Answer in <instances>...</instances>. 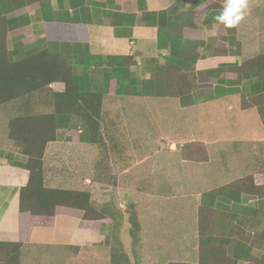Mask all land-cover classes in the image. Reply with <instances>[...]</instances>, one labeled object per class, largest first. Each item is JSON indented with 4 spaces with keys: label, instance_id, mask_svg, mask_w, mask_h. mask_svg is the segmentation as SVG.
Here are the masks:
<instances>
[{
    "label": "crops",
    "instance_id": "crops-1",
    "mask_svg": "<svg viewBox=\"0 0 264 264\" xmlns=\"http://www.w3.org/2000/svg\"><path fill=\"white\" fill-rule=\"evenodd\" d=\"M226 6L227 0H146L143 9L137 0H0V19L7 22V48L14 61L43 51L67 58L72 65L88 61L103 67L108 57L126 58L129 76L138 83L162 88L166 82L187 81L183 87H190V92L179 94V85L169 89L174 97L168 98L180 99L182 108L206 105L208 130L217 131L210 141H199L207 148L208 162L210 144L217 145L218 150L230 142L234 147L239 144L249 158L264 162V67H242L264 55V0H247L243 19L234 27H226L216 19ZM88 71L85 68L84 72ZM105 83L106 79L93 84V91L109 95L107 101L114 102L105 110L104 122L110 130L116 121L122 126L121 117L117 120L116 116L123 108L122 99L145 96L118 95L116 87L107 91ZM60 86L63 89L58 85L54 91L63 92L64 86ZM0 112L10 114V120L14 117L11 106L0 108ZM10 120L2 124L7 132L5 142L0 139V264H81L90 256L93 264H111L112 237L120 224L118 237L133 262L132 241L124 238L130 230L122 200L127 192H134L142 202L137 208L142 226V264H160L145 260L154 253L167 260L169 256L179 260L182 255L176 243L187 229L164 225L155 228L157 220H168L167 206L164 212L161 206L151 212L152 204L142 191L116 192L110 184L101 185L98 178H90L86 154L90 143L86 137L81 138L85 124L80 116L63 117L57 140L47 144L46 183L82 192L94 189V213L89 219L84 218V211L66 207H58L54 217L22 213L20 194L30 173L24 157L5 147L10 141ZM228 129L241 131L228 138ZM171 145V149L177 148ZM261 167L251 175L264 186ZM104 194L110 196L109 206L115 211L109 218H103L102 210L107 206ZM115 196L119 210L114 206ZM201 205L202 200L192 208L190 244L195 241L191 248L197 255L196 263ZM206 206L212 208L205 212L207 236L219 233L218 241L221 239L229 254L238 259L237 264H250V256L255 258L254 264H264V236H259L264 232V199L242 195L234 202L217 197L206 201ZM157 231L160 235L155 237ZM253 236L257 242L251 247L247 240Z\"/></svg>",
    "mask_w": 264,
    "mask_h": 264
},
{
    "label": "trees",
    "instance_id": "trees-1",
    "mask_svg": "<svg viewBox=\"0 0 264 264\" xmlns=\"http://www.w3.org/2000/svg\"><path fill=\"white\" fill-rule=\"evenodd\" d=\"M35 1L45 0H27V3ZM137 2L140 8L145 7L146 0H137ZM7 35V22L0 19V108L12 107L14 117L9 122V139L12 144L23 148L22 153L27 158L25 168L30 173L27 185L21 189L20 211L37 217H54L58 207H66L84 211V218L89 219L94 213V201L97 199L94 189L91 192H82L50 187L46 183L43 156L47 144L57 140L56 133L60 129V121L65 116L81 117L85 124L81 138L86 137V142L99 145H108L110 142V146L116 148L107 123L104 122V94L93 91V83L87 72L82 76L75 75L70 61L50 52L43 51L13 61L7 48ZM111 59L114 62L112 71L107 72L105 76L107 91L116 87L118 95L164 98L174 97L169 89L178 88L179 85L177 89L179 94L191 91L190 87H183L187 81L181 84L177 81H170V84L166 82V87L162 88L144 82L138 83L129 76V65H127L129 62L125 61L126 58L111 57ZM251 66L264 67V55L242 65L244 69ZM114 79L116 80L114 86L109 88L110 82ZM58 85L64 86L63 92L54 91ZM181 154L184 161L197 163L209 161L208 151L203 143L186 144L182 146ZM242 195L264 199V186L258 185L254 176L250 175L205 194L202 198L203 205L200 207L198 263L169 262L168 264H237L238 259L229 254L221 239L218 241L219 233L215 232L207 236L205 212L212 208L206 206L205 197H210L211 200L226 197L237 202ZM102 199L107 203L102 210L103 218H109L115 214L113 207L109 206L110 196L104 194ZM122 200L125 202L129 217L132 255L137 261L142 249V226L137 208L142 202L134 192L125 193ZM114 206L120 209L117 196L114 197ZM120 229L121 224L115 226L110 263L133 264L118 237ZM259 236H264V232ZM256 242V236L247 240L251 247H254ZM226 244L228 245V242ZM254 260L255 258L250 256V264H254Z\"/></svg>",
    "mask_w": 264,
    "mask_h": 264
},
{
    "label": "rangeland",
    "instance_id": "rangeland-1",
    "mask_svg": "<svg viewBox=\"0 0 264 264\" xmlns=\"http://www.w3.org/2000/svg\"><path fill=\"white\" fill-rule=\"evenodd\" d=\"M113 63L111 57H108L103 67L98 62L88 61L77 62L71 67L77 76L83 75L87 68L91 82L97 85L105 82V74L112 71ZM114 84V81H111L109 88ZM59 88L63 89L60 85ZM109 97V95L104 97L107 106H104L105 110H109L114 103L107 101ZM122 106L123 108L116 112L117 120L121 117L122 126L117 121L112 127L110 126L116 148L111 147L110 142L108 145L90 143L86 147L87 170L90 172V178H98L101 185L110 184L115 187L116 192L142 191L144 197L152 204L151 212L157 211L160 206L161 212H164L167 206L168 220H164L165 222L161 219L157 220L155 228L164 225L177 227L180 230L187 229V232L182 231L176 243L178 244L176 250L182 255L179 260L173 256H169V260L165 256L160 258L155 253L151 259L145 260L160 264H168L170 261L196 263L197 255L191 248V244L194 245L195 241L192 240L190 244L192 208L205 194L262 169L264 162L249 158L247 151L244 153L239 144L234 147L232 142L224 143L223 148L218 150L217 145L210 144L208 146L210 162L184 161L181 154L182 146L192 142L210 141L217 135V131L208 130L205 104L182 108L178 98L145 96L124 98ZM9 115L0 112V139L3 142L7 132L2 124L7 119L10 120ZM240 131L228 129L225 132L226 137H233ZM171 144H176L177 148L171 149ZM5 147L21 154L27 162L26 156L22 153L23 148L11 144L10 141ZM57 164L58 169L61 170L62 162ZM126 170L129 172H124ZM119 186L123 188H116ZM205 199L211 201L210 197ZM159 235L157 231L155 237ZM124 238L129 242L132 241L129 234L124 235ZM187 244H190V248L185 249ZM139 253L137 261L131 253L133 264H142L144 258H142V250ZM89 259L92 260V257L90 256ZM90 260L86 263L80 262L93 264Z\"/></svg>",
    "mask_w": 264,
    "mask_h": 264
},
{
    "label": "clouds",
    "instance_id": "clouds-1",
    "mask_svg": "<svg viewBox=\"0 0 264 264\" xmlns=\"http://www.w3.org/2000/svg\"><path fill=\"white\" fill-rule=\"evenodd\" d=\"M247 7V0H227L224 11L216 17L226 27H234L243 19V10Z\"/></svg>",
    "mask_w": 264,
    "mask_h": 264
}]
</instances>
